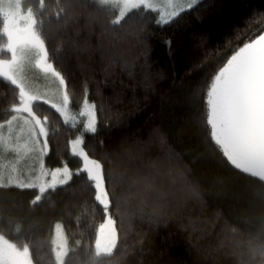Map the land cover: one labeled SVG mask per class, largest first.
I'll list each match as a JSON object with an SVG mask.
<instances>
[{"label": "trees", "instance_id": "trees-1", "mask_svg": "<svg viewBox=\"0 0 264 264\" xmlns=\"http://www.w3.org/2000/svg\"><path fill=\"white\" fill-rule=\"evenodd\" d=\"M46 3L49 9L55 7L53 0ZM87 4L76 9L82 14L74 21L56 23L51 17L53 23L48 25L45 17L49 53L59 57L55 63L70 88L74 85V106L85 85L89 100L97 104L98 132L86 134V150L105 163L106 171L111 167L131 172L129 160L139 165L169 151L182 162L159 165L165 172L171 167L176 177L174 184L170 177L158 181L166 197L159 217L145 214L151 208L144 213L123 206L117 210L114 203L112 214L126 249L122 264H237L229 250L220 247L221 225L224 219L231 223L257 216L259 209L251 210L253 190L228 170L209 141L205 92L232 51L260 28L259 23L248 24L264 13V0H201L196 9L167 26H157L156 14L145 12L146 22L139 16L127 24L122 21L124 32L103 37L99 24L89 23V14L96 15L100 6L94 0ZM23 5L37 9L38 0H23ZM105 11L108 14L100 18L107 23L116 10ZM3 40L0 35V43ZM12 100L10 87L0 81V122ZM43 114L50 118L46 166L55 168L67 161L75 170L79 165L69 153L68 141L77 130L60 123L52 112ZM55 129L59 131L53 136ZM180 167L204 190L201 201L183 203L173 197L181 187ZM31 199L33 190H10L6 198L0 196V234L17 244L29 243L34 259L44 257L37 264H52L55 224L60 223L74 249L65 264H89L105 217L85 181L74 177L67 191L37 206L31 205ZM75 241H80L79 246ZM99 264H108L107 258Z\"/></svg>", "mask_w": 264, "mask_h": 264}, {"label": "snow or ice", "instance_id": "snow-or-ice-1", "mask_svg": "<svg viewBox=\"0 0 264 264\" xmlns=\"http://www.w3.org/2000/svg\"><path fill=\"white\" fill-rule=\"evenodd\" d=\"M100 7L97 14H89V23L99 24L101 37L108 32H124L125 24L142 17L145 12L155 13L157 26H167L190 10L196 9L201 0H94ZM49 9L46 0H38V8L24 7L22 0H0V81L6 82L13 93V100L0 122V152L11 154L9 164H0V196L7 197L10 190H33L31 205L37 206L51 199L53 194L68 190L74 177L85 181L93 203L104 214V222L97 230L95 247L89 264H99L107 258L108 264H122L126 249L122 243L117 220L112 209L132 207L144 213L151 208L149 217L162 215L166 201L158 181L170 177L172 168L165 172L159 165L166 161L169 166L182 165L174 152L154 161L135 165L129 160L128 169L117 171L101 159L93 158L86 150V134L98 132L97 104L90 101L85 85L82 98L74 106V85L55 61L59 58L49 53L45 36V17L51 25L74 21L87 8V0H53ZM106 9H115L114 18L105 23L102 15ZM261 26L248 39L235 48L230 57L218 68L205 92L204 124L210 142L222 156L225 166L234 175L247 182L253 190L250 204L259 215L224 219L221 232L226 247L237 264H264V13H258L249 21ZM102 46V45H101ZM54 51H56L54 49ZM103 101H101V106ZM44 106H47L45 108ZM102 110V107H101ZM52 112L69 129H76L75 137L68 141L71 157L79 167L73 170L67 161L61 166H46L49 153L50 118L43 114ZM53 130V136L58 132ZM31 159L34 166L24 169L22 161ZM111 165V161H108ZM181 187L172 193L179 202H199L204 190L191 181L186 168L177 173ZM224 181H220L224 185ZM67 186V187H66ZM120 189L119 193L117 189ZM219 217V214H217ZM123 223V221H121ZM20 231V228H17ZM79 246L80 241H75ZM51 252L52 264H65L70 249L68 238L60 223L55 224V236ZM43 256L33 257L29 243L17 244L0 234V264H37Z\"/></svg>", "mask_w": 264, "mask_h": 264}, {"label": "rangeland", "instance_id": "rangeland-1", "mask_svg": "<svg viewBox=\"0 0 264 264\" xmlns=\"http://www.w3.org/2000/svg\"><path fill=\"white\" fill-rule=\"evenodd\" d=\"M22 2H23V0H22ZM49 151H50V148H49ZM12 160H13V158H12L11 154L5 155L3 152H0V164H9ZM45 160H46V158H45ZM45 163H46V161H45ZM31 166H34V164L30 158L22 161L20 164V167H22L24 169H28ZM64 233H65V231H64ZM65 235H66V233H65ZM54 236H55V232H54Z\"/></svg>", "mask_w": 264, "mask_h": 264}]
</instances>
